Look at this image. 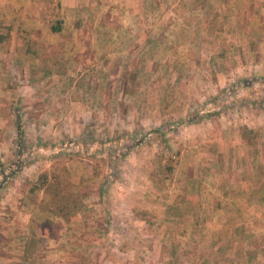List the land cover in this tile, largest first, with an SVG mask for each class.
Segmentation results:
<instances>
[{
	"label": "rangeland",
	"instance_id": "rangeland-1",
	"mask_svg": "<svg viewBox=\"0 0 264 264\" xmlns=\"http://www.w3.org/2000/svg\"><path fill=\"white\" fill-rule=\"evenodd\" d=\"M241 3L0 0V264H264Z\"/></svg>",
	"mask_w": 264,
	"mask_h": 264
},
{
	"label": "crops",
	"instance_id": "crops-1",
	"mask_svg": "<svg viewBox=\"0 0 264 264\" xmlns=\"http://www.w3.org/2000/svg\"><path fill=\"white\" fill-rule=\"evenodd\" d=\"M230 0H225V2H228ZM235 2L239 1L242 2L240 4V6L237 8L239 10V15L241 18H245L246 16H248L250 14V12H256L261 14V17H264V0H233ZM227 11H230L229 7L227 9ZM236 12V10H233ZM237 16L236 13H233V15H230V17H234ZM261 22H264V20H262ZM247 30V31H245ZM238 32V31H237ZM240 32L244 35L243 37V41H239L237 42L238 44L235 46H230L228 48H231V50H236V51H240V53H242V57L239 61L235 62H231L229 64V66L227 67V69L224 70V76L226 79H233V76L235 75V73H233V68L234 67H238L237 69L241 72H239V74H241L242 72H245L246 68H249V70L251 68H257V67H263L264 68V25H257V26H253V27H247V29L245 27L240 28ZM214 48V46L212 45V41L208 46V58L207 59H203V61L205 60V66L208 67V70H214V68H219V65L217 63L218 59L215 58V56L213 55L214 53H212V50H217L216 48ZM227 47L225 48V50H229ZM185 50H187V48L185 47ZM239 53V52H237ZM207 54V53H206ZM194 57L188 56L187 54H181V62L182 59H184L185 62H190V58H193V60H191V62L188 64L189 67L192 66H198L200 65V63H198L202 58L206 57L203 54L197 55L196 53L193 55ZM200 58V59H199ZM182 64V63H181ZM187 65V63L182 64L181 68H182V72L181 74H183V68H185V66ZM196 71L194 70V72L192 73V70H190V76H192V74H194ZM242 73V74H243ZM264 121V118H263ZM264 124V122H263ZM248 128H250L248 126ZM230 144H233V142H231ZM241 156L237 157L236 160L239 161L240 160L243 163H247L248 165L250 164L251 161L253 160H257L258 166L256 168V177L260 178L261 180L264 179V139H260V140H253V141H246V140H242L241 142ZM236 146H234L235 149ZM236 150V149H235ZM232 154H233V150H232ZM234 158V157H233ZM249 166L246 167V165L242 168V171L240 173V178L242 179H247L249 177H251V175H249ZM255 175V173H254ZM259 188V187H258ZM241 192L243 193H249V192H254L252 189L249 190L248 187H241ZM260 192L263 190V188H259Z\"/></svg>",
	"mask_w": 264,
	"mask_h": 264
},
{
	"label": "trees",
	"instance_id": "trees-1",
	"mask_svg": "<svg viewBox=\"0 0 264 264\" xmlns=\"http://www.w3.org/2000/svg\"><path fill=\"white\" fill-rule=\"evenodd\" d=\"M60 29V25L58 23H56L55 25L51 26V30L52 31H58ZM162 134H164V132H161Z\"/></svg>",
	"mask_w": 264,
	"mask_h": 264
}]
</instances>
